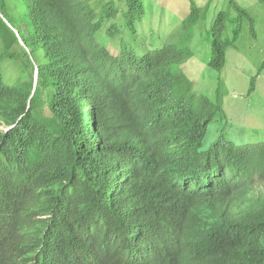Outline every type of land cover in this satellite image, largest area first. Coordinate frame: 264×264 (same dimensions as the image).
I'll return each mask as SVG.
<instances>
[{
  "label": "trees",
  "instance_id": "trees-1",
  "mask_svg": "<svg viewBox=\"0 0 264 264\" xmlns=\"http://www.w3.org/2000/svg\"><path fill=\"white\" fill-rule=\"evenodd\" d=\"M124 1L135 35L143 0ZM189 1L163 46L138 56L97 39L113 3L98 18L83 0H0V264H264V142L235 145L224 128L202 149L224 110L220 80L212 101L179 71L210 8ZM229 5L232 40L224 12L210 30L217 72L244 21L254 34Z\"/></svg>",
  "mask_w": 264,
  "mask_h": 264
},
{
  "label": "rangeland",
  "instance_id": "rangeland-1",
  "mask_svg": "<svg viewBox=\"0 0 264 264\" xmlns=\"http://www.w3.org/2000/svg\"><path fill=\"white\" fill-rule=\"evenodd\" d=\"M83 1L95 10L98 18L105 16L110 3L117 9L115 18L105 19L103 28L97 34L101 45L114 55L119 53L122 45L138 56L161 48L171 32L187 16L190 6L189 0H143L145 15L141 22L136 23V34L132 35L125 27L124 0ZM236 1L251 16L254 34L250 32V23L244 21L235 46L226 51L224 68L217 72L208 67L211 27L219 12H224L226 20L220 37L226 42L231 41L237 14L230 7L229 0H193L200 7L210 2V8L205 21L196 27L190 44L194 58L188 60L184 69L179 71L191 79L197 95H204L212 101L217 98L220 80L219 99L224 110V115L217 116L209 125L202 149H207L216 141L224 128V136L235 145L264 142V71L258 74L264 62V1ZM112 25L116 26L117 33L110 37L107 30ZM20 69L18 59L3 60L1 72L5 83L12 84L19 76ZM253 77H256L255 90L249 92ZM262 242L264 244V239Z\"/></svg>",
  "mask_w": 264,
  "mask_h": 264
},
{
  "label": "crops",
  "instance_id": "crops-1",
  "mask_svg": "<svg viewBox=\"0 0 264 264\" xmlns=\"http://www.w3.org/2000/svg\"><path fill=\"white\" fill-rule=\"evenodd\" d=\"M193 58H194V56H193ZM189 61H190V60H189ZM187 62H188V61H186V62L181 66V69H182V70L184 69L185 65H187Z\"/></svg>",
  "mask_w": 264,
  "mask_h": 264
},
{
  "label": "clouds",
  "instance_id": "clouds-1",
  "mask_svg": "<svg viewBox=\"0 0 264 264\" xmlns=\"http://www.w3.org/2000/svg\"><path fill=\"white\" fill-rule=\"evenodd\" d=\"M25 253V252H24ZM26 254V253H25ZM26 256L28 257V255L26 254ZM29 258V257H28ZM31 261H33L31 258H30Z\"/></svg>",
  "mask_w": 264,
  "mask_h": 264
},
{
  "label": "water",
  "instance_id": "water-1",
  "mask_svg": "<svg viewBox=\"0 0 264 264\" xmlns=\"http://www.w3.org/2000/svg\"><path fill=\"white\" fill-rule=\"evenodd\" d=\"M37 74V71L35 70V75ZM37 78V77H36ZM36 78H35V80H36Z\"/></svg>",
  "mask_w": 264,
  "mask_h": 264
},
{
  "label": "bare ground",
  "instance_id": "bare-ground-1",
  "mask_svg": "<svg viewBox=\"0 0 264 264\" xmlns=\"http://www.w3.org/2000/svg\"><path fill=\"white\" fill-rule=\"evenodd\" d=\"M112 166V165H111Z\"/></svg>",
  "mask_w": 264,
  "mask_h": 264
}]
</instances>
